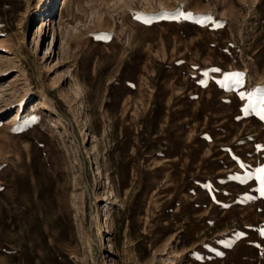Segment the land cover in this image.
<instances>
[{
	"label": "rangeland",
	"instance_id": "rangeland-1",
	"mask_svg": "<svg viewBox=\"0 0 264 264\" xmlns=\"http://www.w3.org/2000/svg\"><path fill=\"white\" fill-rule=\"evenodd\" d=\"M62 2L0 0V264H264V0Z\"/></svg>",
	"mask_w": 264,
	"mask_h": 264
},
{
	"label": "snow or ice",
	"instance_id": "snow-or-ice-1",
	"mask_svg": "<svg viewBox=\"0 0 264 264\" xmlns=\"http://www.w3.org/2000/svg\"><path fill=\"white\" fill-rule=\"evenodd\" d=\"M184 15V14H182ZM187 15H190V14H187ZM139 18V17H137ZM211 72H219L220 69H217V68H213L210 70ZM204 75H207V72L204 73ZM242 73H230V74H226L224 76V81H221L220 83H226L228 81H234V83L236 85H240L241 84V77H242ZM240 96L241 98L243 99L244 98V93H240ZM260 117V119L264 120V107H261L259 112L257 113ZM261 146H257V148L259 149ZM241 167H244L243 164H241ZM256 179L259 181L260 183V188L258 189L259 192H260V195L262 197H264V166L262 167H259V168H256L255 169V173H254ZM233 178H236L238 179V177H233ZM244 182V181H242ZM261 235H264V230H261ZM222 255V254H221Z\"/></svg>",
	"mask_w": 264,
	"mask_h": 264
},
{
	"label": "bare ground",
	"instance_id": "bare-ground-1",
	"mask_svg": "<svg viewBox=\"0 0 264 264\" xmlns=\"http://www.w3.org/2000/svg\"><path fill=\"white\" fill-rule=\"evenodd\" d=\"M63 2H62V6H61V13H62V11L65 9V7H66V0H62ZM45 12H46V17H48V16H50V14L52 13V9L49 7V9L48 10H45ZM53 23V22H52ZM43 25V24H42ZM46 98V97H45ZM39 104H44V99H43V97H42V99H40V102H38ZM38 107V106H37ZM85 126V125H84Z\"/></svg>",
	"mask_w": 264,
	"mask_h": 264
}]
</instances>
